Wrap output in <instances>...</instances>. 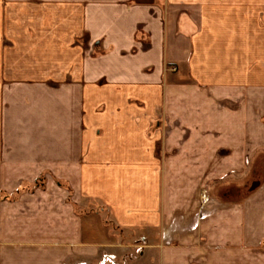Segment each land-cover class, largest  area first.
Returning a JSON list of instances; mask_svg holds the SVG:
<instances>
[{"label":"crops","instance_id":"crops-1","mask_svg":"<svg viewBox=\"0 0 264 264\" xmlns=\"http://www.w3.org/2000/svg\"><path fill=\"white\" fill-rule=\"evenodd\" d=\"M54 1L71 17L70 82L45 90L54 135L0 154L14 177L0 182V264H97L132 232L155 242L149 264H264V185L214 196L264 152V0Z\"/></svg>","mask_w":264,"mask_h":264},{"label":"rangeland","instance_id":"rangeland-1","mask_svg":"<svg viewBox=\"0 0 264 264\" xmlns=\"http://www.w3.org/2000/svg\"><path fill=\"white\" fill-rule=\"evenodd\" d=\"M55 3L54 0H0V154L7 147L12 148V144L19 141V138L31 137V140H35L38 136H53L54 124L49 123L53 120V109L55 95L49 93L47 90L55 88H65L70 82L69 79H64L68 76L66 72L70 71V42L69 33L71 29L69 10L64 9V2ZM75 17L74 15L72 16ZM72 18V19H73ZM76 18V17H75ZM79 18V17H78ZM77 20V19H76ZM78 21H74L73 24H78ZM78 30L79 29V26ZM82 35L81 33H78ZM83 46L77 48L81 54L85 53V36L83 35ZM74 48V51L75 49ZM79 56V54H77ZM85 55V54H83ZM60 77V78H59ZM39 88L40 90H36ZM10 89V92H9ZM30 90V91H29ZM39 91V93H38ZM63 93V92H62ZM64 98L68 103L70 98L68 92H65ZM63 98V97H62ZM26 101L24 111H21L19 103ZM69 104V103H68ZM63 101L62 109L64 107L69 108V105ZM41 105V109L47 112L42 117L41 111L38 110V106ZM31 117V122L36 123H12L13 120L20 119L14 114L19 116V112L28 113ZM67 112V113H64ZM63 112V120L65 117H69V112ZM46 117V118H45ZM36 118V119H34ZM45 118V123H38L37 121ZM57 131V130H56ZM66 135H70L68 132ZM75 135H73V138ZM53 138V137H52ZM46 138V139H52ZM11 139V143H6ZM80 138L78 137L77 141ZM10 141V140H9ZM33 146L32 144H29ZM20 150V149H18ZM264 152H259L253 160L254 170L253 174L241 177L236 180L227 179L218 185L215 195L221 196V188L224 186L232 185L238 186L247 184L248 190L256 191L264 185ZM0 164H5L4 160H1ZM46 162L52 165L54 160L48 159ZM248 163V162H247ZM5 171L0 167V173ZM48 171V170H46ZM6 173H3V175ZM9 178L10 182L14 177H3L0 174V182ZM52 177L47 174H41L39 177L32 181H22L16 193L9 198L14 199L22 192H33L37 189L43 188L46 180L51 181ZM46 179V180H45ZM247 190V191H248ZM228 191V194L234 192ZM242 193V194H241ZM250 192L239 191L238 200H244L245 196ZM211 193L206 194L205 201H211ZM8 195L0 192V199L5 198ZM96 205V206H95ZM95 206L94 211L103 212L105 216L109 217V213L101 208L99 204H91ZM79 213L85 212V205L79 206ZM89 207V206H88ZM207 218V215L203 214L197 217V222H200ZM196 221V220H195ZM196 222H194V227ZM122 232V231H119ZM122 237L124 233H119ZM127 238L122 240L124 243L119 248L122 254L120 255H102L100 261L97 264H149L152 254H148L153 242L148 237H142L139 239V234L130 233L125 234ZM119 236L118 233L116 235ZM164 245L168 244L166 237H163ZM162 245V244H161ZM150 246V247H149ZM163 246V245H162ZM264 247V242L261 243ZM166 247V246H165ZM122 249V250H121ZM126 250V252H125ZM132 253V254H131ZM148 254V255H147ZM153 257V256H152ZM89 264V263H79Z\"/></svg>","mask_w":264,"mask_h":264}]
</instances>
